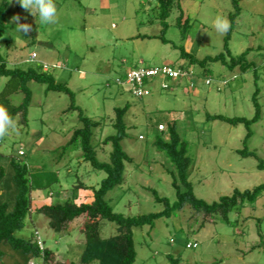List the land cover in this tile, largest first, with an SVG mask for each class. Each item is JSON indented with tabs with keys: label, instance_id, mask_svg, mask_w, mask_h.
Instances as JSON below:
<instances>
[{
	"label": "rangeland",
	"instance_id": "374dc122",
	"mask_svg": "<svg viewBox=\"0 0 264 264\" xmlns=\"http://www.w3.org/2000/svg\"><path fill=\"white\" fill-rule=\"evenodd\" d=\"M8 3L0 54L9 68L26 69L36 65L30 62L35 53L36 62L49 65L57 83L67 84L75 94L76 106L100 123L93 143L99 144L101 162H109L112 146L103 142L117 133L116 109L129 106L122 146L132 162L126 163L122 186L107 197L116 213L137 217L164 211L165 205L155 201L153 191L171 205L177 201L172 186L174 167L154 145L157 138L169 140L173 124L189 143L193 160L189 180L199 199L211 204L232 196L235 190L244 192L264 184V170L258 168L260 161L264 162V0H239L240 14L229 41L235 57L251 49L247 60L256 64V72L232 71L221 62L210 63L212 84L207 85L203 69L194 66L195 78L179 80L169 91H163L155 80L149 86L152 94L142 99L132 94L129 85L119 86L116 81H125L129 71L141 67L186 66L182 49L198 60L225 53L228 31L218 32L213 22L222 15L231 26L230 15L236 12L232 0H182V22L190 20L186 37L185 28L177 25L181 11L174 5L164 32L168 44L149 38L161 36L164 29L155 0H54L57 20L51 24L40 23L39 12L33 16L19 0ZM16 15L19 23L30 24L32 31H18L13 22ZM260 47L262 51H258ZM7 80L0 77V90ZM30 89L33 97L28 126L18 117L14 120L16 129L0 138V166L5 169L0 184L5 194L0 196V204L12 202L17 195L11 161L18 158L29 168L33 212L15 236L29 240L38 231L46 247L55 252L48 264H79L87 217L57 233L36 208L62 203L69 197L77 203H89L94 193L91 187L98 188L106 173L84 162L80 150L64 148L73 131L81 127L79 112L69 110L70 97L48 92L43 84L31 83ZM257 89L260 118L249 129L210 119L223 115L251 120L257 110L253 101ZM22 99L23 95H15L13 103L19 105ZM160 123L166 126L165 135L158 131ZM249 131L252 137L245 143ZM244 149L255 152L259 159L243 158L238 151ZM20 151L25 156L21 157ZM82 183L88 189L77 187ZM116 233V224L103 222L102 238ZM134 241V264H264V194L256 205L233 210L228 222L221 216L209 219L187 204L170 218L157 220L153 227L135 228ZM188 243H197L198 248L187 249ZM2 249L7 255L0 264H42L41 259L29 260L11 246Z\"/></svg>",
	"mask_w": 264,
	"mask_h": 264
},
{
	"label": "trees",
	"instance_id": "16d2710c",
	"mask_svg": "<svg viewBox=\"0 0 264 264\" xmlns=\"http://www.w3.org/2000/svg\"><path fill=\"white\" fill-rule=\"evenodd\" d=\"M181 1L182 0H155L157 3L156 8L159 11V18L164 29L162 30L161 36L149 37L150 39L160 38L163 43H169V41L164 38V32L168 28L166 21L170 17L174 5L181 11L177 19V25L185 28L184 37L187 36V28L190 27V20L187 18L184 23L182 22L185 14L181 9ZM232 2L236 12L230 15L231 26L225 37V53H221L215 57H207L203 60H198L191 53L182 49L181 56L188 61V64L186 66H179L178 68L190 74L189 77L183 79L195 78L196 74L193 72L192 67L198 66L203 69L201 75H204L207 81L210 80V83L208 84L206 81V84L211 85L212 79L210 77L211 73L208 71V66L210 63L217 62H221L232 71L238 68L241 72H247L251 69L256 72V64L247 60L251 49H248L237 57L233 56L229 49V41L233 32V26L240 14L239 0H232ZM8 5V0H1L0 39L7 30L5 15ZM140 37L141 36H137L136 38ZM143 38L145 39L146 36H143ZM262 50L261 47L258 48V51ZM36 59L32 60L31 58L30 60L31 63H36L35 66H30L26 69L9 68L3 56L0 54V77L8 79L3 89L0 90V105L7 109L13 120L19 117L20 123L24 126H28L29 109L31 108L33 97L30 89L31 83L47 85L48 92L53 91L68 95L71 99V107L69 110L79 112L81 127L73 131L69 142L64 148H74L77 151L80 150L82 152L81 158L84 162L89 163L95 171L106 173V177L101 181L98 188L91 187L94 191L91 202L77 203L74 197H69L62 203L43 205L36 209L39 214L49 219L50 228L57 233L62 232L76 219L82 216L87 217V221L82 228V232L85 236V244L79 264H134L137 258L134 241L135 228L145 226L153 227L157 220L163 217L170 218L177 212L182 211L187 204L191 205L198 212H204L209 219L215 216H221L223 220L228 222L229 214L233 210H241L248 205H256L263 196L264 184H261L253 190H246L244 192L235 190L232 196L222 197L218 202H213L211 204L199 199L195 195L193 185L189 180L190 170L193 165V160L189 156V143L179 135L176 125L173 124L169 129V140L166 141L163 138H157L154 145L165 153L174 167V172H171L173 178L172 186L176 190L177 201L171 205L167 198H162L157 191H153L155 201L165 205L164 211L137 217H127L123 214L116 213L107 197L117 187L122 186L125 181L126 163L132 162V158L128 156L122 146V142L126 138L127 129L124 117L129 110V106L116 109L115 128L117 133L107 137L103 142L105 145L112 146L109 162H101L98 159L97 152L99 144L93 143L94 130L99 127L100 123L94 122L85 116L83 111L76 106L75 94L68 88L67 84L57 83L50 73L51 68L49 65L46 70V64L36 62ZM173 83L176 82H170V88L162 90L169 91ZM192 86H194L193 83ZM15 95H23V99L19 105L13 103V97ZM258 95L259 90L257 89L253 99L257 110L255 116L251 120L246 118H229L223 115H214L211 116L210 119L213 121L219 120L226 122L232 126L245 125L246 128L249 129L250 126L257 123L260 118V110L257 104ZM160 126H163L164 130H160ZM158 131L165 135L166 126L160 123L158 125ZM251 137L252 133L249 131L245 138V143H247ZM139 139L142 141L144 137L140 136ZM238 153L243 158L253 157L257 160L259 159L255 152H249L247 149L238 151ZM11 165L14 169L13 180L16 185L17 195L12 202L0 204V260L7 255L2 249V246H11L14 250L20 251L28 256L29 260L38 258L42 260V264H48V262L54 260L55 252L46 247L42 238L44 249L42 250L40 248L38 245V231L33 232L32 238L29 240H24L15 236L18 231L23 229L27 217L33 212L31 200L32 187L27 163L16 158L12 159ZM258 168L264 170L263 161H260ZM4 177L5 169L0 166V184ZM77 187L88 189L83 183ZM104 221H109L117 225L116 235L107 239L102 238L101 229ZM172 242L174 241L172 240ZM189 244L197 243H188L186 246L187 249L198 248V244L196 248H188ZM174 264L177 263L175 262Z\"/></svg>",
	"mask_w": 264,
	"mask_h": 264
},
{
	"label": "built area",
	"instance_id": "2783aa9c",
	"mask_svg": "<svg viewBox=\"0 0 264 264\" xmlns=\"http://www.w3.org/2000/svg\"><path fill=\"white\" fill-rule=\"evenodd\" d=\"M36 54L32 55V60L36 59ZM46 70H47V66ZM189 73L180 68L174 67H161V68H152V67H141L137 69H133L127 73L125 81L122 79H118L116 82L119 86L129 85L131 87L132 94L137 98H145L150 96L151 90L150 85L153 84L155 80L159 81V86L161 89L170 88V82H177L180 79L189 77ZM210 83V80L207 81ZM160 130H164L163 126L159 127ZM142 138V137H141ZM20 156H24V152H19ZM38 245L43 250L44 243L41 237H38ZM197 244H189L188 248H196Z\"/></svg>",
	"mask_w": 264,
	"mask_h": 264
},
{
	"label": "clouds",
	"instance_id": "9594fccd",
	"mask_svg": "<svg viewBox=\"0 0 264 264\" xmlns=\"http://www.w3.org/2000/svg\"><path fill=\"white\" fill-rule=\"evenodd\" d=\"M20 6L29 11L33 16L39 12V22L42 24L55 23L57 20V8L54 0H19ZM20 16L13 17V22L17 24V30L28 34L32 31V26L27 23H19ZM214 28L220 32L225 33L230 28V21L226 16L217 15L214 22ZM16 129V122L9 115L7 109L0 105V138L9 134L10 130Z\"/></svg>",
	"mask_w": 264,
	"mask_h": 264
},
{
	"label": "crops",
	"instance_id": "0c3cea01",
	"mask_svg": "<svg viewBox=\"0 0 264 264\" xmlns=\"http://www.w3.org/2000/svg\"><path fill=\"white\" fill-rule=\"evenodd\" d=\"M4 191L2 189H0V196H3L5 193H3ZM39 208V207H38ZM36 208V209H38Z\"/></svg>",
	"mask_w": 264,
	"mask_h": 264
}]
</instances>
